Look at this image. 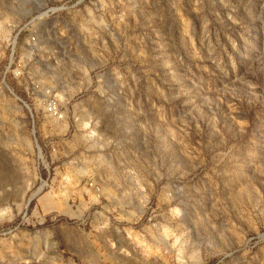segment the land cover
I'll list each match as a JSON object with an SVG mask.
<instances>
[{
    "label": "rangeland",
    "instance_id": "obj_1",
    "mask_svg": "<svg viewBox=\"0 0 264 264\" xmlns=\"http://www.w3.org/2000/svg\"><path fill=\"white\" fill-rule=\"evenodd\" d=\"M0 264H264V0H0Z\"/></svg>",
    "mask_w": 264,
    "mask_h": 264
},
{
    "label": "built area",
    "instance_id": "obj_2",
    "mask_svg": "<svg viewBox=\"0 0 264 264\" xmlns=\"http://www.w3.org/2000/svg\"><path fill=\"white\" fill-rule=\"evenodd\" d=\"M48 110L51 112V113H54V114H58V110L56 108V105L55 103H49V107H48Z\"/></svg>",
    "mask_w": 264,
    "mask_h": 264
}]
</instances>
